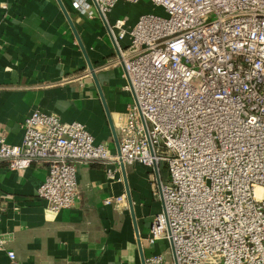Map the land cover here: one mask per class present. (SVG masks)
Segmentation results:
<instances>
[{
	"label": "built area",
	"instance_id": "1",
	"mask_svg": "<svg viewBox=\"0 0 264 264\" xmlns=\"http://www.w3.org/2000/svg\"><path fill=\"white\" fill-rule=\"evenodd\" d=\"M118 1L72 5L93 19L97 4L106 18ZM148 1L153 11L132 27L126 18L112 25L124 89L136 97L117 115L120 153L82 123L36 110L21 144L0 134V163L19 173L45 165L37 194L53 214L79 201L80 164L101 163L113 180L122 164L164 165V205L144 240L169 247L145 264H175L173 250L178 264H264V0ZM0 252L18 264L1 236Z\"/></svg>",
	"mask_w": 264,
	"mask_h": 264
},
{
	"label": "crops",
	"instance_id": "2",
	"mask_svg": "<svg viewBox=\"0 0 264 264\" xmlns=\"http://www.w3.org/2000/svg\"><path fill=\"white\" fill-rule=\"evenodd\" d=\"M144 1L119 0L105 19L94 5L96 17L89 19L72 0H62L77 37L57 0H0V134L9 144H21L25 120L39 110L82 123L96 143L117 152L98 85L117 134V115L127 112L134 96L124 89L126 71L112 25L126 18L132 27L141 14L153 11ZM128 44V39L119 43ZM158 168L166 181V167ZM47 172L39 163L23 173L0 163V236L18 264H142L139 240L144 258L169 247L167 241L150 245L144 240L163 207L154 169L126 166L139 238L121 167L113 180L101 163L78 165L79 201L57 214L37 194ZM119 196L126 201L118 207L104 203ZM0 264H13L6 252H0Z\"/></svg>",
	"mask_w": 264,
	"mask_h": 264
},
{
	"label": "water",
	"instance_id": "3",
	"mask_svg": "<svg viewBox=\"0 0 264 264\" xmlns=\"http://www.w3.org/2000/svg\"><path fill=\"white\" fill-rule=\"evenodd\" d=\"M59 6L61 7L64 15L66 16L67 20L69 21V24L70 26L72 27L74 33L77 35V32H76V29L73 25V22L70 18V15L65 7V5L63 4L62 0H57ZM100 16L102 19H105L104 15L101 13V11L99 10V7L97 4H95ZM107 26V25H106ZM108 28V26H107ZM78 37V35H77ZM79 39V38H78ZM79 44L84 52V54L86 55V52L85 50L83 49V46L81 45V42H80V39H79ZM89 69H90V72L95 80V82L97 83L98 85V81H97V78H96V74H95V71L91 65V63H89ZM98 89H99V92H100V96H101V99L104 103V107L106 109V114H107V117H108V120L110 122V125L112 127V131H113V136L115 138V142H116V147H117V152L120 153V148H119V141H118V138H117V134H116V131H115V128H114V124H113V121H112V118H111V115L105 105V102H104V97L101 93V89L98 85ZM133 96H134V99L136 100V97L134 95V92H133ZM153 169H154V172H155V176H156V183H157V187H158V190H159V193H160V199H161V202H162V205H164V201H163V198H162V193H161V185H162V180H161V177H160V174H159V168H158V164H154L153 165ZM121 170H122V174H123V181L125 183V187H126V194H127V199H128V202H129V206H130V209H131V212H132V215H133V220H134V223H135V231H136V234H137V237L139 238V232H138V229H137V226H136V221H135V214H134V208H133V200H132V197H131V192H130V188H129V184H128V179H127V173H126V167L125 165H121ZM138 245H139V250L141 251L142 253V264H145V258L143 256V252H142V245H141V242L140 240L138 241ZM171 247H172V250H173V243L171 241ZM173 255H174V258H175V264H178L177 261H176V257H175V253H174V250H173Z\"/></svg>",
	"mask_w": 264,
	"mask_h": 264
},
{
	"label": "rangeland",
	"instance_id": "4",
	"mask_svg": "<svg viewBox=\"0 0 264 264\" xmlns=\"http://www.w3.org/2000/svg\"><path fill=\"white\" fill-rule=\"evenodd\" d=\"M144 2H147V0H145Z\"/></svg>",
	"mask_w": 264,
	"mask_h": 264
}]
</instances>
